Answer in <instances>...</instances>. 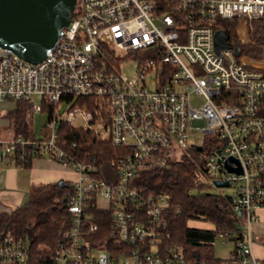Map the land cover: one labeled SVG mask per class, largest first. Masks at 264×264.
Masks as SVG:
<instances>
[{
  "label": "built area",
  "instance_id": "built-area-1",
  "mask_svg": "<svg viewBox=\"0 0 264 264\" xmlns=\"http://www.w3.org/2000/svg\"><path fill=\"white\" fill-rule=\"evenodd\" d=\"M255 20L264 26V0H77L40 63L0 47V100L31 101L33 114L55 106L43 138L0 140V152L19 156V165L26 155H48L76 175L71 222L57 246L44 247L50 257L40 264H194L162 243L167 198L132 185L147 168H170L189 148L199 149L210 182L235 188L241 235L234 234V249L219 264H264L252 231L264 208V45L249 38ZM223 21L237 23L239 42L229 39L230 48L218 53L215 34L224 29L216 26ZM248 46L262 48L263 58L250 57ZM129 66L133 74L125 72ZM61 121L124 147L108 178L57 145ZM229 157L241 172L227 168ZM94 207L112 211L111 246L93 241ZM29 252L23 237L0 228V264H29Z\"/></svg>",
  "mask_w": 264,
  "mask_h": 264
},
{
  "label": "trees",
  "instance_id": "trees-1",
  "mask_svg": "<svg viewBox=\"0 0 264 264\" xmlns=\"http://www.w3.org/2000/svg\"><path fill=\"white\" fill-rule=\"evenodd\" d=\"M226 30L231 43H238L237 23L223 21L216 26ZM250 40L264 45V26L255 20L248 29ZM243 48V47H242ZM245 48V47H244ZM247 54L256 59L263 58V49L248 46ZM14 101V100H9ZM16 106L5 113L12 129V138L37 139L32 129V103L28 100L14 101ZM47 118H52L55 106L44 104ZM260 116L264 119V99L261 101ZM47 127V124L46 126ZM48 129V128H47ZM48 133V131H47ZM57 145L75 160L94 164L103 178L113 172L112 162H118L125 154L122 146L114 145L109 138L100 139L94 131L59 122ZM207 151L204 146L201 148ZM199 149L189 148L170 168L150 167L132 181V185L146 196H165L168 205L163 211L161 224L162 243L169 248L180 249L194 264H219L222 259L215 256L214 241L220 233L240 234V219L234 211L231 195L210 191L217 187L209 181L205 162L198 156ZM26 155V154H25ZM40 154L26 155L31 160ZM17 164L23 163L14 156ZM73 195L72 182H50L33 186L29 201L11 211L0 212V228L23 237L29 244L30 263L40 264L50 257L44 247L54 248L62 238V232L71 222L68 199ZM91 214L99 225L93 241L100 246H111L108 234L112 228L111 210L94 207ZM206 221L212 228L190 226L191 221Z\"/></svg>",
  "mask_w": 264,
  "mask_h": 264
},
{
  "label": "water",
  "instance_id": "water-1",
  "mask_svg": "<svg viewBox=\"0 0 264 264\" xmlns=\"http://www.w3.org/2000/svg\"><path fill=\"white\" fill-rule=\"evenodd\" d=\"M77 0H0V47L9 49L33 64L43 61L61 38L68 26ZM230 48L229 34L218 30L215 34V50ZM229 157L226 166L232 168ZM63 184V183H61ZM217 187H227L226 180H217ZM240 215V213H239Z\"/></svg>",
  "mask_w": 264,
  "mask_h": 264
},
{
  "label": "crops",
  "instance_id": "crops-1",
  "mask_svg": "<svg viewBox=\"0 0 264 264\" xmlns=\"http://www.w3.org/2000/svg\"><path fill=\"white\" fill-rule=\"evenodd\" d=\"M16 103L14 102V109ZM8 120V119H7ZM9 127V120H8ZM13 131L9 127L6 137L0 132V140L8 141L12 138ZM76 175L73 169L64 166L48 155L33 158L30 165H19L13 158H7L0 152V212L11 211L29 201L31 188L36 185L50 182H73ZM257 229L264 235V208L259 210ZM257 247V246H256ZM254 252L260 256L264 254V247L256 248Z\"/></svg>",
  "mask_w": 264,
  "mask_h": 264
},
{
  "label": "rangeland",
  "instance_id": "rangeland-1",
  "mask_svg": "<svg viewBox=\"0 0 264 264\" xmlns=\"http://www.w3.org/2000/svg\"><path fill=\"white\" fill-rule=\"evenodd\" d=\"M125 72L129 74L134 73L133 66H129L125 68ZM34 101L36 103L40 102L39 97H34ZM199 101V100H198ZM14 107V101H8V100H0V132L2 136L6 137L8 134V118L5 117V113ZM32 119V129L33 133L36 138H43L47 134V113L45 112H37L33 115ZM202 139V136H197V140ZM200 142V141H199ZM69 167V166H67ZM72 169L71 167H69ZM210 191L218 194L223 195H234L235 194V188L234 187H212L210 188ZM261 222H264L262 220ZM190 226L199 227V228H212V225L206 221H191L189 222ZM252 231H253V243L256 248L264 247V235L259 232L257 229V224H252ZM235 242L232 239H229L224 235V233H220L216 236V239L214 241V250H215V256L219 259H225L227 258L232 250L234 249ZM260 256L264 255L261 252L259 253Z\"/></svg>",
  "mask_w": 264,
  "mask_h": 264
}]
</instances>
